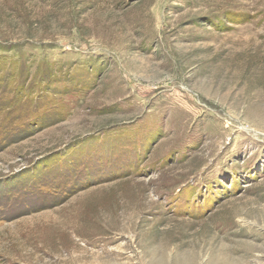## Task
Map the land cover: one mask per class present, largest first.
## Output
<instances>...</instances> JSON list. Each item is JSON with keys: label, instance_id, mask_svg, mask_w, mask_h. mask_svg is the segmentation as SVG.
Listing matches in <instances>:
<instances>
[{"label": "rangeland", "instance_id": "obj_1", "mask_svg": "<svg viewBox=\"0 0 264 264\" xmlns=\"http://www.w3.org/2000/svg\"><path fill=\"white\" fill-rule=\"evenodd\" d=\"M0 264H264V0H0Z\"/></svg>", "mask_w": 264, "mask_h": 264}]
</instances>
